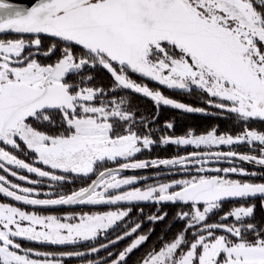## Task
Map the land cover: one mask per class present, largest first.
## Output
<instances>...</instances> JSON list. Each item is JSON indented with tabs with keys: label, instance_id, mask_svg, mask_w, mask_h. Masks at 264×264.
I'll use <instances>...</instances> for the list:
<instances>
[{
	"label": "snow or ice",
	"instance_id": "1",
	"mask_svg": "<svg viewBox=\"0 0 264 264\" xmlns=\"http://www.w3.org/2000/svg\"><path fill=\"white\" fill-rule=\"evenodd\" d=\"M0 198V264H264V0H0Z\"/></svg>",
	"mask_w": 264,
	"mask_h": 264
},
{
	"label": "flooded vegetation",
	"instance_id": "2",
	"mask_svg": "<svg viewBox=\"0 0 264 264\" xmlns=\"http://www.w3.org/2000/svg\"><path fill=\"white\" fill-rule=\"evenodd\" d=\"M257 3H258V0H257ZM177 98L183 99L187 103H191V104H194V105L199 106V102L194 97L182 96V97H177ZM173 111L178 112V111H176L174 109L164 108L163 106L161 107V109H160V116H159L161 125L164 123L165 120H169V121L175 122V119L172 118V113H171ZM202 118L203 117H201V119ZM209 119H211L212 124H218L221 131H226L229 128H232L233 127L232 123L229 120L217 119V118H213V117H210ZM203 122L204 121H202V120L200 121L199 120V123L201 125L200 129H203V128L209 126V125H207V123L204 124ZM173 134L180 135V134H182V132H174ZM176 151H177V149H176L175 146H165L163 148H161V147H155L153 149V151H152V155L155 156V155L159 154L161 156H167V155L173 154ZM146 155H147V153H145L144 155H142V156H140L138 158L143 159V158H145ZM127 174H132V173H127ZM136 174L143 175L144 173L140 172V173H136ZM67 187L71 188L73 186L72 185H68ZM0 199H2V198H0ZM228 206L229 205H225V207H228ZM145 210L148 211L147 208ZM165 210L168 211L170 214L173 211V209L171 208V206H167ZM261 217H262V210L259 207V203H257L256 219L259 220V219H261ZM166 224H167V221L165 222V224H156L154 226L155 229H156V232L152 236L151 240L148 241V245H146V247L147 246H150L152 244V242L154 240H156L157 236L162 235V230L165 228V225ZM149 227H153V225H149V224H146L145 225V228L146 229L149 228ZM141 251H143V249H141ZM139 255H140V252L135 253L134 256H133V259H135V257L136 256H139ZM72 264H76V262H72Z\"/></svg>",
	"mask_w": 264,
	"mask_h": 264
},
{
	"label": "trees",
	"instance_id": "3",
	"mask_svg": "<svg viewBox=\"0 0 264 264\" xmlns=\"http://www.w3.org/2000/svg\"><path fill=\"white\" fill-rule=\"evenodd\" d=\"M172 113V118L175 119V132H182L185 130L186 127L188 126H194L198 129H200L201 125L199 123V120L204 121L203 123L207 125H212V121L211 119H209L210 117L207 116H202L199 114H182L180 112H171ZM165 116V115H164ZM201 117H203L201 119Z\"/></svg>",
	"mask_w": 264,
	"mask_h": 264
},
{
	"label": "water",
	"instance_id": "4",
	"mask_svg": "<svg viewBox=\"0 0 264 264\" xmlns=\"http://www.w3.org/2000/svg\"><path fill=\"white\" fill-rule=\"evenodd\" d=\"M20 2L26 4L28 2V0H20Z\"/></svg>",
	"mask_w": 264,
	"mask_h": 264
}]
</instances>
